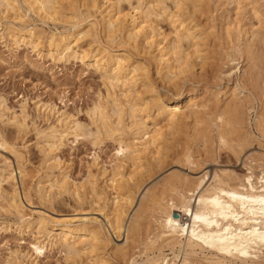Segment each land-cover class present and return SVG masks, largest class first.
<instances>
[{
	"label": "bare ground",
	"instance_id": "obj_1",
	"mask_svg": "<svg viewBox=\"0 0 264 264\" xmlns=\"http://www.w3.org/2000/svg\"><path fill=\"white\" fill-rule=\"evenodd\" d=\"M103 1L107 6L102 10L101 0H87V15L84 11L73 10L72 29L52 34L49 44L58 61L80 57L84 64L99 73L107 95L99 98L91 110L92 125L96 130L79 121L64 122L62 119L59 124L38 132L45 140L46 146L42 148L50 172V182L42 197L46 192L78 194L79 187L71 181L69 171L60 167L54 156L55 150L69 141V137L76 140L92 136L95 140L111 138L117 143L118 159L106 176L105 185L98 183L99 178L106 175L102 166L104 171H97L98 175L89 173L85 183L92 202L99 204L98 213L103 219H56L41 214L35 221H30L26 219L23 200H29L28 195L21 196L17 173L11 167L0 169V199L6 212L18 218L20 227L35 225L38 233L47 236L46 242L34 245L36 255L40 256L50 245L65 252L68 264H85V260L88 264H108L107 258L95 254L98 249L104 251L111 248L124 256L125 248H129L135 237L138 238L134 237L137 227H143L139 223L144 218L138 222L140 217H144L142 213H134L130 217L128 212L135 204L141 186L139 181L140 186L134 182V178L142 172L145 174V169L152 171L154 164L163 166L172 159L184 166L195 165L196 171V167L204 166V161L192 155L190 149L193 144L204 154L211 148H218V152L228 148L239 157L252 137V133L246 130L247 118L252 113H255L257 130L264 135V89L260 94V88H257L260 83L258 73H264V0L223 2V5L234 3L238 15L252 5L250 15L259 25V29L253 30L252 26L234 22L225 29L229 47L224 55L230 67L225 73L222 70L219 72L221 78L233 79L234 85L228 90H222L214 83L211 85L208 69L205 70L211 64L208 61L211 60V49L205 34L215 32L204 31L196 22L194 16L197 13L193 11L208 6L205 0H174V12L168 11L165 0ZM23 3L29 12L43 14L52 20L65 15L62 10L66 7L58 0H23ZM124 3L130 6L129 11L124 10ZM21 8L18 0H0V20L9 11L18 14ZM97 13L100 19H97ZM97 25L103 29L104 39L101 32L102 37L99 35ZM2 31L0 36L4 37L6 32L16 45L19 41L33 43L41 39L39 33L31 28L6 26ZM84 42L86 46L81 44ZM121 45L124 49H119ZM244 61L246 68H242ZM151 66L155 68L156 79H153ZM197 67L201 69L199 73ZM196 78H206L209 83L199 85L194 81ZM155 80L166 90L164 93L156 86ZM3 116L1 113L0 117ZM191 119L193 126L188 122ZM6 122L18 132L27 127L25 118L18 115L7 116ZM183 134L185 144L189 145L187 150L171 153V142L174 143ZM9 144L0 133V149L10 148ZM12 152L18 160L20 156ZM263 157L252 158L255 164L261 162H258V166L263 167L260 176L254 173L255 164L249 166L250 172L244 176L230 169H214L210 177L209 170L202 171L204 173L199 177L181 171H172L165 176L159 191L152 195L146 191L139 204L141 209L143 200L149 196L148 209L152 220L148 223L155 222L156 228L153 227L157 231L151 227L155 233H150L148 225H145L147 232L143 233H147L146 238L139 240L141 254L138 253L137 257L133 252L136 257L129 259L133 264H176L177 259H180L179 264H228L233 261L264 264ZM95 158L98 159L97 156ZM18 174L22 182L27 177L21 165L18 166ZM4 183L8 184V188L4 187ZM108 187L112 191L110 198L107 196ZM83 191L86 192V189ZM109 199H112L111 205L107 203ZM175 212L189 215L188 222L177 219ZM49 224L58 232L49 231ZM8 227L3 226L0 231H7ZM110 230L118 236L126 233L124 244L115 243L109 237ZM167 249L174 254V259L165 252Z\"/></svg>",
	"mask_w": 264,
	"mask_h": 264
},
{
	"label": "rangeland",
	"instance_id": "obj_2",
	"mask_svg": "<svg viewBox=\"0 0 264 264\" xmlns=\"http://www.w3.org/2000/svg\"><path fill=\"white\" fill-rule=\"evenodd\" d=\"M18 1L22 5V8L18 14L9 11L2 16L0 20V33L3 32L2 29H5L6 26H14L20 29L31 28L39 33L41 39L33 43H22L19 41V45H16L9 38L10 36L8 37L6 32L3 35L4 37L0 36V116L1 113L4 114L3 117H0V133L6 138L8 144L10 143V148H7L8 150L0 149V169L11 167L14 168L15 174L17 173L16 181L21 196L24 198L25 194L28 195L29 200H23L26 206V219L30 221H35L37 218L41 217V214L56 219L66 217H97L103 219L102 215L98 213V208L100 206L92 202V195L87 192L88 185L85 183L86 179L89 178V173H96L98 175V172L105 170L104 173L106 175L101 176L98 181L100 186L105 185V181L107 180L106 176L109 175V172L111 173L113 164L117 162L116 158L118 159V146L111 138L95 140L96 138L92 136L76 140L73 137H69V141L61 145L57 151L55 150L54 156L57 161H59V166H62L66 172L69 171L67 173L71 181L76 183L79 187H76L79 189L77 191L78 194H58L56 192L50 194L46 192L45 196L42 197V194L46 191L45 187L49 185L50 182V177L48 175L50 172L45 161L43 149L46 146V144L44 146L45 140H43L44 138L42 135L38 133L39 130L48 129L50 125L59 124V122L64 119V122L66 120H72L88 124L89 127H91V129L93 128L95 131L96 129L92 125L93 116L91 115V110L95 102H98L101 97L103 98L107 95L101 77L94 68L90 67L87 63L84 64L80 57L78 59L70 58L69 61H58L57 54L53 53L54 51L49 47L52 34H58L72 29L73 23L71 22H73V12L75 10L84 11L83 13L87 15L85 10L87 0H58V2H62L61 4L66 8L62 10L65 15L56 20L49 19L47 16L40 13L29 12L23 0ZM173 1L174 0H165L168 11H176V6ZM223 2H225V0H205L204 3H207L206 5L208 6L204 5L206 6L203 7L204 9L197 8L198 10L193 9V11H196L194 12L195 14L197 13L196 15L194 14L195 19L197 18L196 22H199V25L204 31L208 30L207 32H209L213 30V32H215L211 35H209L210 33L205 34V37L208 36L206 43L210 45L208 46L211 49V52L209 51L211 60L208 59L211 64L209 65L210 67L207 66L205 69H208L209 74H211H208L210 80L208 77L207 78L210 83H212L211 85L214 83V85H219L222 90H228L234 85V81L232 78L231 80H227L228 78H221V72H227L230 67L224 55L228 51L227 47H229V45H227L228 43H226L228 40L225 39V29L229 24L234 25L235 23H244L247 27L252 26L251 28L253 30L259 29V25L257 20L250 15L252 14L250 10L252 5H250L251 7L248 6L249 9L247 7L240 16L236 12L234 3L229 5L225 3L223 5ZM261 2H263V0ZM106 6V1L101 0V9H105ZM123 6L125 7H123L125 11L130 10L128 4L124 3ZM189 9H192L191 6ZM100 18L98 14L97 19ZM98 29L99 33L103 30L100 25ZM101 33L99 35L104 39V32ZM85 43L86 42L81 44L86 46ZM120 47L119 49H124V46ZM51 52L53 54H51ZM210 55L208 56L210 57ZM245 63L246 61L242 62V68L247 67L244 65ZM200 70V67H197L196 71L198 73ZM151 71L153 79H156L157 75L153 66H151ZM234 77L236 78V76ZM257 77L260 82L257 88H260V90H258L261 94V91L264 89V73H258ZM196 79L194 81H196L197 84L199 83V85L209 83L206 78H200V80ZM155 83H157L156 86H158L159 90L163 93L166 91L162 89L161 83L157 82V80H155ZM258 90L256 89L257 92ZM9 115H18L25 118L27 127L18 132L13 125L6 122V118ZM247 119L248 124L246 125V130L252 133V137L244 153L241 154L242 156L240 155L237 157L228 148H223V150L220 149L221 151L218 152L217 150L219 149L217 148V150H215L216 147L211 148L212 150L210 149L207 154H204L201 148L193 144L194 146L192 145L190 149L192 155L204 161V166H201V168L196 167V171H194L195 168L193 167L195 165L184 166L169 159L166 161L168 163H164L165 165L154 164L155 167L151 169L152 171L149 170L148 172V170L145 169V174L142 172L137 175L134 178L135 181H133L135 183L139 181L141 186L137 183L140 186V189L137 191L138 196L128 214H130V217L134 213H139L140 215L142 213L141 216H144L138 219V222H140V220L144 218V220L142 219L141 223H139V225L142 224L143 227L138 226L137 230L134 232V237L137 236L139 238V234H141V238L138 239L135 237L132 241L133 243L130 242L132 246L129 244V248H125L129 255L126 251L124 256H121L119 252L117 253V251L111 248L104 251L103 249H98L95 254L98 253L100 257L103 255L102 257L105 259L107 258L108 264H133L132 259L135 258L136 255L138 257L139 254H141L142 245H140L139 240L146 238L147 233H143V231L147 232L146 226L148 225L150 233L151 231H153L152 233L157 231L155 230V222H151V224L148 223L152 220V214L148 209L150 205L149 196L147 197L148 199L146 198L144 199L145 201L143 200V207L141 209H139L141 207L139 204L142 197H144L143 195L147 193L146 191H148L150 195L154 194V192H158L164 177L168 176L172 171H181V173L184 172L186 175L189 174V176L199 177L209 170L210 177L214 169H230L241 176H244L243 174L247 175L250 172L248 169L249 166H253L256 162H253L252 158L254 156L257 158H262L264 156V135L256 128L255 113H252ZM188 122L190 126H193L194 121L192 119ZM249 125L251 127L250 129ZM182 136L177 139L178 142L177 140L174 141V143L171 142L170 148L171 150L173 149L171 153L174 151L184 152L187 150L189 145L187 146L185 144V134ZM12 151L20 156L18 160L15 158ZM201 152L202 154H200ZM244 154L249 158V161ZM96 156L98 159L95 158ZM98 162L100 164H98ZM258 162L255 164L257 167L255 165L253 166L254 171L256 170L254 172L256 176H260L263 169V167L258 166L261 162L259 164ZM20 165L25 168L27 173V177L23 182L18 174V166ZM98 167H100L101 171L100 169H96ZM202 167H204V170ZM126 177H128V175H126ZM83 184L84 186L82 187ZM3 185L8 188V184L4 183ZM85 189L86 192L83 191ZM107 191L108 198L112 197V195H109L112 192L110 187L107 188ZM85 194H87V196ZM89 195L91 197H89ZM111 202L112 199H109L107 203L111 205ZM146 204L148 205L146 206ZM176 213L177 212H175V214ZM20 224L16 216L6 212L3 207V201L0 199V228L9 226L7 231H0V264H68L65 252L61 251L60 248L51 247L50 245L44 249V252L40 256H37L34 251V245L40 241L46 242L47 236L38 233L35 225L31 228H27L20 227ZM151 227L155 231L151 230ZM47 229L49 231L53 230V232H58L57 228H54L51 224L47 226ZM116 235L117 234H114V232L110 230L109 237L115 243L124 244L126 233L124 234L123 232L122 236ZM151 236H153V234H151ZM134 240H136V243H134ZM133 252H135V256ZM165 252L170 258L174 259V254L170 250L167 249ZM129 257L132 259H129ZM179 262L180 259H177L176 264H179ZM86 263L88 264L89 262L85 260V264ZM228 264L241 263L233 261Z\"/></svg>",
	"mask_w": 264,
	"mask_h": 264
},
{
	"label": "built area",
	"instance_id": "obj_3",
	"mask_svg": "<svg viewBox=\"0 0 264 264\" xmlns=\"http://www.w3.org/2000/svg\"><path fill=\"white\" fill-rule=\"evenodd\" d=\"M177 219L181 220L182 222H188L189 215H182L181 213L177 212Z\"/></svg>",
	"mask_w": 264,
	"mask_h": 264
}]
</instances>
